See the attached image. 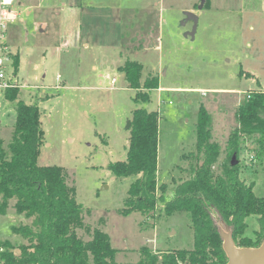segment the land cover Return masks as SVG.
I'll list each match as a JSON object with an SVG mask.
<instances>
[{
    "label": "rangeland",
    "instance_id": "374dc122",
    "mask_svg": "<svg viewBox=\"0 0 264 264\" xmlns=\"http://www.w3.org/2000/svg\"><path fill=\"white\" fill-rule=\"evenodd\" d=\"M122 1L117 7L118 0H85L88 7L77 8L71 0H16L19 15L6 39L18 57L10 76L24 85L18 98L37 102L40 110L44 138L37 164L63 167L84 207L88 230L77 228L78 236L87 240L98 227L116 250V264H136L142 246L156 252L187 249L193 235L186 212L163 215L162 205L153 216L120 212L133 177H116L108 164L127 156V121L136 107L158 111L157 180L167 184L171 196L190 175L193 159L187 155L196 150L203 107L210 119L209 142L219 147L212 168L221 173L229 137L239 127V103L249 92L264 91V0H205L202 8L200 0ZM129 3L141 6L125 7ZM184 10L198 15L193 36L185 35L192 21H185ZM127 61L141 64L140 83L153 78L157 87L130 88L121 69ZM15 116L0 90L4 146ZM257 137L238 134L239 155L232 165L264 196V149ZM199 156L202 161L203 153ZM9 207L0 216V242L25 243L10 226L30 219ZM247 223L245 234L251 235L258 223L255 217Z\"/></svg>",
    "mask_w": 264,
    "mask_h": 264
},
{
    "label": "trees",
    "instance_id": "16d2710c",
    "mask_svg": "<svg viewBox=\"0 0 264 264\" xmlns=\"http://www.w3.org/2000/svg\"><path fill=\"white\" fill-rule=\"evenodd\" d=\"M14 67L18 57L12 54ZM130 88H156V79L140 83L141 64L127 61L121 68ZM18 86L4 90L6 100L13 103L15 122L6 146L0 139V216L6 215L10 202L18 215L28 223L10 226L13 235H21L25 243L0 242V264H116V250L109 236L98 227L84 240L76 229L84 224V207L76 201L75 188L69 184L63 167L38 165L44 130L37 102L18 98ZM136 102V98L134 99ZM239 127L229 137L228 161L217 174L213 164L219 152L209 142V115L199 108L196 122L195 152H189L190 175L167 194V184L158 182V120L156 110L136 107L129 127V145L125 160L108 164L116 177H133L121 209L124 215L137 211L153 216L158 205L162 214L186 212L192 229L191 248L152 251L139 249L136 264H225L220 227H227L239 247L259 246L264 240V196H258L252 183L240 178L232 156L239 155L238 134H257L260 150L264 149V91L246 94L238 105ZM203 153L200 161L199 154ZM160 215V213H159ZM255 217L258 229L246 235L247 219ZM14 248L19 252L15 253Z\"/></svg>",
    "mask_w": 264,
    "mask_h": 264
},
{
    "label": "water",
    "instance_id": "95a60500",
    "mask_svg": "<svg viewBox=\"0 0 264 264\" xmlns=\"http://www.w3.org/2000/svg\"><path fill=\"white\" fill-rule=\"evenodd\" d=\"M205 0H200L198 8H202ZM185 21H192V29L185 35L193 36L198 22V15L192 11L184 10ZM130 127V120L127 121V128ZM235 155L232 156L231 163H234ZM220 236L222 238V248L226 254L225 264H264V240L259 246L239 247L237 246L227 227H220Z\"/></svg>",
    "mask_w": 264,
    "mask_h": 264
},
{
    "label": "built area",
    "instance_id": "2783aa9c",
    "mask_svg": "<svg viewBox=\"0 0 264 264\" xmlns=\"http://www.w3.org/2000/svg\"><path fill=\"white\" fill-rule=\"evenodd\" d=\"M15 2L16 0H11L10 3H5L4 0H0V90L1 91L9 87L24 86V85H20L18 81L15 79V77H12L13 76L12 53L10 51L9 45L7 44V39H6L9 24L14 23L19 15V11L16 9L14 5ZM9 66L11 69L10 72L8 73L7 69ZM40 87L41 86H38V88ZM54 87H57V85H55ZM42 92H44V90Z\"/></svg>",
    "mask_w": 264,
    "mask_h": 264
},
{
    "label": "crops",
    "instance_id": "0c3cea01",
    "mask_svg": "<svg viewBox=\"0 0 264 264\" xmlns=\"http://www.w3.org/2000/svg\"><path fill=\"white\" fill-rule=\"evenodd\" d=\"M72 1V5H74L73 7H77V8H79V7H81V8H83L84 6H86V5H82V3H83V1H85V0H71ZM120 0H118V2H119ZM137 2V1H136ZM123 3V1L121 0L117 5H115V4H113L114 6H119V7H123L124 6V4H122ZM138 3V2H137ZM142 3V2H141ZM133 5V6H132ZM139 6H141V4L140 5H138V6H136V7H134V4H132V3H129V4H127L125 7H129L130 9H137ZM86 7H88V6H86ZM126 10H129L128 8H126ZM131 45H133V46H136V45H134V43L133 42H131ZM85 46H87V44H85ZM158 46H156V48H157ZM94 68H95V66H93ZM26 86V85H25ZM38 86H41V85H38ZM35 87V86H34ZM42 87V86H41ZM40 87V88H41ZM43 89V88H42ZM44 90V89H43ZM42 90V91H43ZM41 91V92H42ZM12 204H13V201H11L10 202V206H11V209H12ZM9 209V208H8Z\"/></svg>",
    "mask_w": 264,
    "mask_h": 264
},
{
    "label": "clouds",
    "instance_id": "9594fccd",
    "mask_svg": "<svg viewBox=\"0 0 264 264\" xmlns=\"http://www.w3.org/2000/svg\"><path fill=\"white\" fill-rule=\"evenodd\" d=\"M4 2H5V3H10V2H11V0H4Z\"/></svg>",
    "mask_w": 264,
    "mask_h": 264
}]
</instances>
